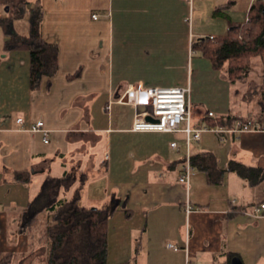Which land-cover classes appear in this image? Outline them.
<instances>
[{
    "label": "crops",
    "instance_id": "1",
    "mask_svg": "<svg viewBox=\"0 0 264 264\" xmlns=\"http://www.w3.org/2000/svg\"><path fill=\"white\" fill-rule=\"evenodd\" d=\"M254 1L0 0V258L13 251L14 264H35L39 241L32 246L22 212L48 174L77 169L87 176L86 205L117 206L109 219L108 264L112 255L113 264H231L235 256L264 264V209L255 211L264 203V179L252 185L227 171L211 183L193 167L189 182L180 181L188 155L203 150L214 152L223 168L235 160L264 169V131L203 130L188 150L183 131L134 130L136 108L117 101L129 85H181L195 104L194 127L205 125L208 111L249 114L238 108L234 84L192 42L245 22ZM34 6L42 8L43 38L59 48L57 72L42 76L36 88L30 51L5 49L8 32L29 33ZM25 18L26 33L12 30ZM38 120L49 129L48 142L27 129ZM25 169L31 181H17L14 172ZM112 237L120 244L117 256Z\"/></svg>",
    "mask_w": 264,
    "mask_h": 264
},
{
    "label": "trees",
    "instance_id": "2",
    "mask_svg": "<svg viewBox=\"0 0 264 264\" xmlns=\"http://www.w3.org/2000/svg\"><path fill=\"white\" fill-rule=\"evenodd\" d=\"M42 14L40 6L32 7L29 33L20 35L8 32L9 39L5 45L6 50L26 48L30 51V80L33 88L40 85L42 76L51 77L58 69L59 48L57 43L43 38ZM248 15L245 22L231 23L225 35L195 37L192 48L207 57L214 69L224 72L232 84L242 80L249 67L254 66V58L260 56L262 108L253 114L228 113L216 118L208 116L207 112L201 120L207 125L232 127L238 117H251L264 123V0H255ZM10 21L4 22L6 31L10 30L9 26L6 27ZM189 160L194 168L206 172L211 183L220 182L227 171L238 173L252 185L264 179V169L261 167L247 166L235 160L230 161L227 167H221L212 151L191 153ZM32 175L28 169L14 172L15 179L21 182H30ZM86 177L85 172L77 169L65 172L62 176L48 174L40 191L24 208L20 217L21 225L32 238V246L36 238L39 241L40 250L32 255L36 259L35 264H108L109 219L117 206L86 205L82 200ZM74 187L70 197L64 195ZM230 256L235 254L230 253ZM17 257L13 251L6 252L0 258V264H14Z\"/></svg>",
    "mask_w": 264,
    "mask_h": 264
},
{
    "label": "built area",
    "instance_id": "3",
    "mask_svg": "<svg viewBox=\"0 0 264 264\" xmlns=\"http://www.w3.org/2000/svg\"><path fill=\"white\" fill-rule=\"evenodd\" d=\"M189 1L192 2L193 0ZM93 17L98 18V14H93ZM209 36L210 38L215 37L214 35ZM189 90L190 88L188 86L181 85L147 87L142 85H129L117 101L131 104L136 108V114L132 124L134 130L183 131L186 134L185 142L189 150L191 142L200 139L203 130L212 129L218 132L224 130L223 127L207 124L202 127L193 126L191 123L192 110L188 102ZM208 116L217 117L214 111H208ZM17 122L20 128H24L23 117H18ZM27 129L31 132L41 131L44 136V141H49V129L44 126L43 120L32 123ZM230 130L233 132L247 130L264 131V123L251 117H238ZM172 146L177 147V142H172ZM189 156L184 167V172L180 176V181L184 183L189 182L190 175L193 171ZM262 209H264V203L255 207L256 213H259ZM187 210H192V206L188 205ZM168 245L176 249L178 248L177 245L171 242Z\"/></svg>",
    "mask_w": 264,
    "mask_h": 264
},
{
    "label": "rangeland",
    "instance_id": "4",
    "mask_svg": "<svg viewBox=\"0 0 264 264\" xmlns=\"http://www.w3.org/2000/svg\"><path fill=\"white\" fill-rule=\"evenodd\" d=\"M6 9V8H5ZM29 20L25 18V20L19 21L17 24L15 23L12 30H23L25 33L28 31ZM19 27V28H18ZM210 34H206L203 36H209ZM213 35V34H211ZM219 36V35H214ZM197 37V36H196ZM253 67H249V70L245 72L243 79L238 80L234 84L233 93L235 102L238 104V108H243L245 112L249 109L251 110L250 114L257 113L262 108L261 99H263V93H261V85H262V66L260 61V56L254 58ZM238 90V91H237ZM236 93V94H235ZM244 99V100H243ZM202 109H207L208 105L206 103L202 104ZM192 118L195 117V104L192 105ZM243 112V113H245ZM184 125V122H183ZM111 254L117 256L120 253V244L116 245L115 240L112 237L111 239ZM115 261L114 256L112 255L109 259V264H113Z\"/></svg>",
    "mask_w": 264,
    "mask_h": 264
},
{
    "label": "water",
    "instance_id": "5",
    "mask_svg": "<svg viewBox=\"0 0 264 264\" xmlns=\"http://www.w3.org/2000/svg\"><path fill=\"white\" fill-rule=\"evenodd\" d=\"M151 118V117H149ZM231 264H244L240 257L235 256L232 258Z\"/></svg>",
    "mask_w": 264,
    "mask_h": 264
}]
</instances>
